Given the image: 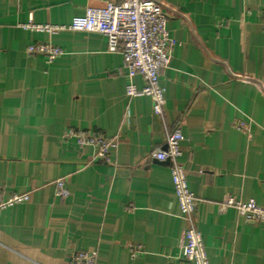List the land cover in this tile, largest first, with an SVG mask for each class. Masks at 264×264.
Wrapping results in <instances>:
<instances>
[{"label":"crops","instance_id":"0c3cea01","mask_svg":"<svg viewBox=\"0 0 264 264\" xmlns=\"http://www.w3.org/2000/svg\"><path fill=\"white\" fill-rule=\"evenodd\" d=\"M122 1L0 0V194H28L0 211V264H70L76 252L94 264H191L169 164L149 156L177 127L209 264H264V223L218 212L228 198L264 207V0H157L173 41L162 116L149 97L126 96L122 56L105 36L27 27H66ZM38 42L63 54L29 56ZM67 130L110 140L106 159Z\"/></svg>","mask_w":264,"mask_h":264},{"label":"built area","instance_id":"2783aa9c","mask_svg":"<svg viewBox=\"0 0 264 264\" xmlns=\"http://www.w3.org/2000/svg\"><path fill=\"white\" fill-rule=\"evenodd\" d=\"M167 18L157 0H123L120 3L107 2L101 8L88 7L83 16L74 17L69 26L33 25L27 27L36 31L51 34L60 30L83 33H97L107 39V49L111 53L122 56L123 66L127 72L128 83L125 93L128 97L147 96L152 103V111L156 116H162L164 105L163 89L159 78L169 65L173 41L166 29ZM264 30V20L262 21ZM26 53L29 56H42L50 63L63 54L61 48L47 42L30 44ZM139 75L144 86L137 89L130 80ZM238 127L244 128L240 123ZM64 138H75L79 146H93L96 158L106 159L110 140L93 131L67 130ZM183 140L179 127L165 136L163 149H153L149 156L158 162H167L175 196L178 202L180 216L185 223V242L180 245L184 260L191 264H209L203 246L201 232L194 222L195 198L188 189L187 173L180 162L179 144ZM56 193L61 198L68 196V190L63 179L55 181ZM28 199V194L14 195L3 199L0 194V211ZM233 207L238 215L249 223H264V207L252 200L236 201L226 199L218 207V212H225ZM134 253L139 246H129ZM94 253L76 252L72 255L70 264H94Z\"/></svg>","mask_w":264,"mask_h":264}]
</instances>
